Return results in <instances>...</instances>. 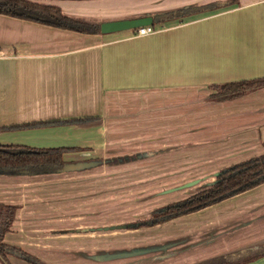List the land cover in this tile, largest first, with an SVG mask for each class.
I'll use <instances>...</instances> for the list:
<instances>
[{"label":"crops","instance_id":"1","mask_svg":"<svg viewBox=\"0 0 264 264\" xmlns=\"http://www.w3.org/2000/svg\"><path fill=\"white\" fill-rule=\"evenodd\" d=\"M29 1L100 26L201 10L154 23L155 33L144 37L84 34L0 14V146L67 149L57 172L0 174V204L17 207L4 243L44 264H172L196 246H212L178 263L195 264L263 243L264 184L155 226L99 224L97 206L65 193L76 175L132 155L170 158L177 174L203 176L164 191L212 183L224 169L264 155V89L226 102L210 99L212 87L264 78V0L229 6L223 4L233 0ZM210 5L223 7L203 10ZM51 192L59 194L51 198ZM185 219L193 226H166ZM119 225L131 226L100 230ZM143 227L159 228L148 246L116 248L109 236ZM191 238L200 241L179 249L176 241ZM246 264H264V257Z\"/></svg>","mask_w":264,"mask_h":264},{"label":"trees","instance_id":"2","mask_svg":"<svg viewBox=\"0 0 264 264\" xmlns=\"http://www.w3.org/2000/svg\"><path fill=\"white\" fill-rule=\"evenodd\" d=\"M236 3L230 1L224 6ZM223 6L210 5L203 10L221 9ZM201 9L193 8L153 15L154 23L178 20L196 14ZM0 14L18 19L40 22L46 25L73 30L84 34H100L101 26L93 22L75 19L64 15L59 8L33 3L29 0H0ZM264 89V78L250 81L227 83L212 87L210 99L215 102H226L241 98L257 90ZM21 151L14 154V151ZM67 149L34 150L14 146H0V174H19L28 171L31 174L57 172L64 165L63 155ZM264 184V155L234 165L223 170L214 186L192 197L159 209L158 217L141 222L140 226H155L178 217L199 212L203 209L226 201L237 195L250 191ZM17 207L0 204V258L9 264L7 256L15 255L29 264H44L35 257L10 247L4 238L15 220ZM257 250L248 249L207 259L196 264H246L264 257V243Z\"/></svg>","mask_w":264,"mask_h":264},{"label":"rangeland","instance_id":"3","mask_svg":"<svg viewBox=\"0 0 264 264\" xmlns=\"http://www.w3.org/2000/svg\"><path fill=\"white\" fill-rule=\"evenodd\" d=\"M98 161L101 162V159L99 158ZM176 163V161L170 158L161 159V157H153L138 161L134 155L123 160H112L108 162V165L81 175H76V177L71 178L72 180H68L67 186L69 191L66 192L65 195L68 199L72 198L83 201V205L89 203V206H97V209L83 208V211L90 212L91 209L97 210L99 224L107 223L110 225L112 223L116 225L134 223L137 221H139V223L149 221L150 219L158 217L156 213L159 209L182 202L200 193L197 187L189 192L183 191L167 197L159 196L161 191L203 177L177 174L178 171L176 168L179 165ZM216 179L217 177H215V181ZM72 189L74 190L70 191ZM58 194L59 193L51 192L50 197L56 198ZM61 194L63 195L64 193ZM86 215L87 213L83 214V216ZM183 221H185L184 224L175 221L166 226H175L177 223V225L185 227L193 226L191 223L185 225L186 219ZM156 229L159 228L148 229L147 227H143L138 231L114 232L109 234V236L113 237L114 240L111 239V241H114L116 248H137L143 246L145 243L147 246L149 243L152 244V241L159 237ZM235 232L236 230H231L224 234V236L231 235ZM198 236H200L198 233L193 235L194 238ZM99 237L101 244L103 243L101 239L102 234H100ZM194 238H191L189 241L188 239L176 241L181 244L179 249L183 248V245H185L184 243H197V241H200ZM182 241L185 242L182 244ZM163 245L157 244L158 249L164 248L161 247ZM195 248L196 249H194L192 253L189 252L188 254L180 256L178 260H174L172 264L184 263L190 259L202 256L213 247L196 246ZM231 254L232 253H228L224 255ZM0 264L7 263L4 259L0 258Z\"/></svg>","mask_w":264,"mask_h":264},{"label":"water","instance_id":"4","mask_svg":"<svg viewBox=\"0 0 264 264\" xmlns=\"http://www.w3.org/2000/svg\"><path fill=\"white\" fill-rule=\"evenodd\" d=\"M152 25H154L153 17L147 16V17H141V18H135V19H126V20H119V21L103 23V24H101L100 28H101L102 34H113V33L124 32V31H134V30H137L139 28L152 26ZM13 153L14 154H20L21 151L17 150V151H14ZM84 167H85V165H78L75 168H84ZM24 172H27V171H24ZM219 175H220V173H218L216 175V177H218ZM201 182H202V180H196V181L187 183L181 187L164 191L162 193V195L170 194V193L177 192V191H180L183 189H190L193 187H197L199 184H201ZM215 183H216V181L202 185V186L198 187V191L199 192L204 191V190L214 186ZM128 226H131V225H119V226L105 227V228H102L100 230H102V231H116V230L127 229ZM132 226H134V225H132ZM259 248H260V246L256 245L250 249L257 250Z\"/></svg>","mask_w":264,"mask_h":264},{"label":"built area","instance_id":"5","mask_svg":"<svg viewBox=\"0 0 264 264\" xmlns=\"http://www.w3.org/2000/svg\"><path fill=\"white\" fill-rule=\"evenodd\" d=\"M155 31H156L155 27H153V26H147V27H142V28H139L137 30H134V33L138 37H144V36H147V35H150V34L155 33ZM1 56L2 55L0 53V57Z\"/></svg>","mask_w":264,"mask_h":264}]
</instances>
